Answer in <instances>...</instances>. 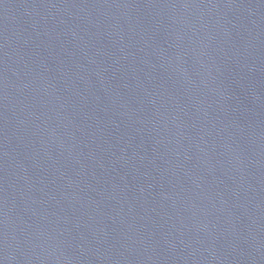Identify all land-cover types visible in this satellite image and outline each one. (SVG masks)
Here are the masks:
<instances>
[{
  "label": "water",
  "instance_id": "95a60500",
  "mask_svg": "<svg viewBox=\"0 0 264 264\" xmlns=\"http://www.w3.org/2000/svg\"><path fill=\"white\" fill-rule=\"evenodd\" d=\"M0 264H264V0H0Z\"/></svg>",
  "mask_w": 264,
  "mask_h": 264
}]
</instances>
